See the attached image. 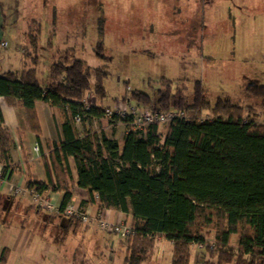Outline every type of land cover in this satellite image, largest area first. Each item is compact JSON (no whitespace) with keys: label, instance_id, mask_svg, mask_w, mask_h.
<instances>
[{"label":"trees","instance_id":"1","mask_svg":"<svg viewBox=\"0 0 264 264\" xmlns=\"http://www.w3.org/2000/svg\"><path fill=\"white\" fill-rule=\"evenodd\" d=\"M25 36V68L0 74V98L24 108L38 138L37 101L48 102L64 116L62 137L49 146L55 183L35 179L31 185L40 191L50 184L53 190H64L63 210L75 191L68 161L72 156L78 186L87 191L88 201L100 210L131 215L134 234L126 249L127 264L147 260L157 236L173 244L171 264H190L191 246L204 243L202 231L208 226L217 229L219 247H206L210 258L205 264H264V84L252 83L244 90L259 99L255 107L220 97L212 104L201 81L190 98L184 87L163 78L156 95L134 90L124 100L161 111L180 110L185 116L172 119L162 133L159 123L136 130L132 117L114 113L109 122L127 128L119 142L90 129L80 134L74 124L76 115L83 124L106 116L103 103L109 93L103 80L109 57L103 43L95 49L106 63L96 68L82 58L70 59L69 49L57 50L43 83L37 72L40 28L34 21ZM89 92L98 103L88 107ZM206 110L213 116L201 120ZM13 142L0 107V162L5 169L12 165ZM233 235L239 238L237 247H230Z\"/></svg>","mask_w":264,"mask_h":264},{"label":"rangeland","instance_id":"2","mask_svg":"<svg viewBox=\"0 0 264 264\" xmlns=\"http://www.w3.org/2000/svg\"><path fill=\"white\" fill-rule=\"evenodd\" d=\"M33 21L40 28L38 73L43 83L48 82L57 50L69 49L70 59L82 58L96 68L106 63L95 49L103 43L109 57L103 80L109 95L104 103L112 111L117 106L158 108L123 97L134 90L154 96L163 78L184 87L190 98L195 83L201 81L212 104L220 97L242 106L258 105L259 99L246 96L244 90L252 83L264 84V0H0V32L10 43L8 48L0 44V56L12 48L19 50L18 43L27 45L23 32ZM94 103L98 99L89 92L87 104ZM212 116L206 110L201 117ZM168 125L160 124L162 133ZM41 213L51 224L52 247L66 261L73 245L86 261L127 264L125 251L132 235L122 238L99 227L89 230L83 222L75 224L74 217L47 209ZM126 222L132 225L130 218ZM202 234L203 246H191L190 264H205L210 258L206 247H219L215 227H205ZM238 241L233 235L230 247H237ZM172 247L165 237L157 236L150 257L141 264H171Z\"/></svg>","mask_w":264,"mask_h":264},{"label":"crops","instance_id":"3","mask_svg":"<svg viewBox=\"0 0 264 264\" xmlns=\"http://www.w3.org/2000/svg\"><path fill=\"white\" fill-rule=\"evenodd\" d=\"M26 31L23 32L24 35ZM3 35L0 32V44L2 41H6L2 38ZM9 46L10 43L4 48ZM18 48L19 50L12 48L0 56V74L9 71H21L25 68L27 60L25 47L19 46L18 43ZM37 72H39V64ZM103 104L105 106L106 103ZM0 107L5 126L14 140L10 149L11 168L15 166L18 168V170L11 171L9 181L0 188V264H102L100 261L94 263L84 260L83 256L79 257L78 247H73V245L68 251L70 261H66L68 258L61 257L59 249L52 247L51 230L49 231L51 224L44 220L41 213L43 208L35 206L30 195H16L11 193L9 189L10 183L25 185L30 180L35 179L55 183L49 159V146L62 137L63 114L48 102L37 101L36 111L40 123L38 138L27 122L24 108L9 105L4 97L0 98ZM74 124L80 134L90 129L104 133L107 137L119 142H122L127 133L124 123H110L105 118H98L85 124L82 122H75ZM37 144L39 150H35ZM68 161L75 187L71 203H81L91 212L90 221L83 222L87 229L98 227L95 216L100 209L96 203L88 201L87 191L78 186V174L74 158L70 156ZM50 186L44 190L45 194L50 197L52 202L61 204L65 191L62 189L53 190ZM5 206L7 209H4ZM54 214L61 216L63 213L54 212ZM20 215L24 218L21 219ZM25 215L29 217L28 221H26ZM107 216L111 221L126 222L128 218L131 219V215L113 209H107ZM72 221L75 224H78L79 221L82 222L76 217L72 218ZM59 252L60 255L56 254Z\"/></svg>","mask_w":264,"mask_h":264},{"label":"built area","instance_id":"4","mask_svg":"<svg viewBox=\"0 0 264 264\" xmlns=\"http://www.w3.org/2000/svg\"><path fill=\"white\" fill-rule=\"evenodd\" d=\"M1 45L6 47L8 46L7 41H2ZM92 104H87L89 107ZM113 109H106V116L109 118L113 116L114 113L124 117L129 115L132 117V126L136 130H141L144 127L153 124L159 123L164 124L166 122H170L172 119L176 117H183L185 113L180 110H171V111H161L158 108H150V109H141L137 106H130L129 109H120L117 106V109L112 111ZM207 117H201V120H205ZM75 122H81L80 116H74ZM35 150H39L38 144L35 146ZM18 168L9 167L5 169V166L2 162H0V188H2L5 183L9 180V175L11 171ZM33 181V180H30ZM30 181L25 185L13 184L10 183V191L16 195H30L31 198L43 209H47L51 212L55 213H63L69 215L71 217H76L80 219L82 222H88L91 219V213L88 209H86L81 203H70L63 210H61V204L52 202L50 197L45 194V191H40L36 188L35 185H31ZM95 220L98 224V227L102 230H106L108 232H113L119 235L122 238H127L134 234V228L132 225L123 221H111L107 216V209L99 210L96 213ZM203 246V244H200Z\"/></svg>","mask_w":264,"mask_h":264}]
</instances>
